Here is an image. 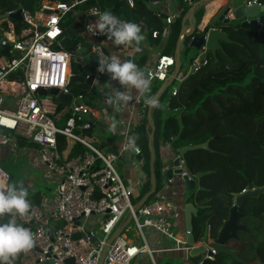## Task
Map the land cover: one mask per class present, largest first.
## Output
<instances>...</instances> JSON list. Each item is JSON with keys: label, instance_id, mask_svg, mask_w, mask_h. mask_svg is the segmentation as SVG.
Listing matches in <instances>:
<instances>
[{"label": "built area", "instance_id": "1", "mask_svg": "<svg viewBox=\"0 0 264 264\" xmlns=\"http://www.w3.org/2000/svg\"><path fill=\"white\" fill-rule=\"evenodd\" d=\"M86 1L88 0L46 2L34 13L20 8L23 10V27L19 34L15 21L11 18L17 10L0 12V129L4 131L0 134V148L8 147L14 142L13 153L22 154L23 148L18 150L16 143V137L19 136L24 142L37 147L36 152L28 150L27 155H34L44 164L48 178H55L57 181V190L52 201L46 197L36 201L32 196L30 199L34 201H31L29 213L16 217L17 223L34 234L36 244L28 252L18 254L13 264H100L108 241L126 221V216L131 219L130 223H134L142 245L129 240L125 229L108 246L102 264H137L144 255L150 258L152 264H157L158 255L174 252L188 254L190 250L187 244V235L190 232L186 231L179 237L174 229V222L180 217L182 205L160 195L161 191L175 183L174 178L167 176L170 158L163 157L161 160V191L137 210L132 201L135 199V190L126 185L117 170L118 159L125 155L132 153L134 156H143L141 161H132V167L136 166V162L142 164L144 161L143 151L136 143L135 132L138 125L133 121V117L135 119L138 114V105L134 103L131 106L132 120L125 121L118 132L120 146L117 157L113 153H104L89 137L83 135L84 131H93L95 116L108 115L106 108L98 111L90 103L89 94L74 95L71 106L62 105L61 110L53 97L38 94L41 89L51 88H57L66 94L71 93L68 85L74 75L72 62L75 56L79 57L82 44L73 48L74 52L56 48L66 35L61 26L63 18ZM257 1L251 0L249 5ZM125 2L131 9L135 7L136 0ZM164 4L163 0H152L148 7L154 10L157 17H163ZM100 13L96 7L83 13L84 34L92 41L94 55L108 59L109 54H105L104 44L106 35L98 32L93 34L89 30V26L95 23ZM175 20L176 16L165 18L168 26ZM152 37L157 39L159 32L154 31ZM194 38L191 37L186 42V38L182 36L183 42L189 44ZM5 47L10 48L9 57L1 54ZM206 52L204 45L198 57L191 62L187 77L195 75L208 65V58L199 61V57ZM123 53L126 58L131 59L136 58L137 54L131 46L123 47ZM156 62V68L147 69L148 77L152 84L164 83L170 77L169 68H174L176 64L175 58L162 55ZM92 74L95 75L93 86L99 85L100 79L107 76V73H99L97 68ZM89 78L90 75L86 76V80ZM170 96L177 97L178 89L173 90ZM110 103L105 100L103 104ZM168 109L170 111L169 105ZM64 120V127H59V123ZM59 136L65 137L70 143L80 144L85 148L84 152L71 158L67 152L61 153ZM129 137L135 139L138 152L128 144ZM161 148L164 152L173 151L171 142H163ZM181 164L185 170L181 177L191 175L185 158H182ZM12 180L11 173L0 165V190L6 189ZM147 180V173L140 176L135 183V189H144ZM147 232L168 239L174 245L152 249ZM202 244L200 239L195 248ZM215 258L216 252L211 250V256L206 254L199 264L214 261ZM183 264L192 263L187 258Z\"/></svg>", "mask_w": 264, "mask_h": 264}, {"label": "trees", "instance_id": "2", "mask_svg": "<svg viewBox=\"0 0 264 264\" xmlns=\"http://www.w3.org/2000/svg\"><path fill=\"white\" fill-rule=\"evenodd\" d=\"M54 1L0 0V12L23 8L34 13L41 8L43 3ZM60 1L69 3L72 0ZM151 1L136 0L135 7L131 9L125 0H88L65 16L61 26L65 34L67 29L77 31V36L71 40V47L76 48L78 44H82L79 56L83 55L84 60L94 57V62L89 64L97 67L98 58L93 53L92 45L87 42L85 35H82L85 27L83 13L93 7L98 8L101 13L106 10L111 11L124 21L138 23L143 35L148 29L152 37L154 31L160 34L163 25L161 18L155 15L154 10L149 9L148 5ZM181 4L183 13L173 27L175 33L173 32L174 36L169 41L171 45L177 42L182 30L183 19L189 11L184 0H181ZM15 24L19 34L23 23L15 21ZM219 26L222 27L217 24L218 28ZM4 29L6 30V26ZM196 36L198 34L194 33L185 41L188 42L191 37ZM230 36L235 43L225 44L224 51L218 52L217 60L210 55L206 67L182 82L178 89V96L171 97L168 102L170 107L168 113L164 110V101L172 90L169 87L159 99L160 106L153 108L152 112L155 125L153 146L157 158L155 163L156 194L163 187L159 143L171 142L173 153L178 154V151L185 146L210 141L211 151H192L185 157L190 174L211 172L200 180V185L207 191L197 196L198 205L206 207L199 209L198 216L193 219V234L197 241L204 234L207 220L210 237L217 238L224 222L229 218L234 204L233 195L243 193L248 187L249 180L256 188L264 187V29L259 38H255L251 30L241 28L232 30ZM156 43L159 42L156 41ZM143 44L144 41L140 45L141 48ZM140 55L137 65L144 69L149 54L144 52ZM163 55H169V52L165 50ZM93 67L91 68L94 70L95 67ZM72 71L73 74H84L83 67L75 62H72ZM160 84L158 82V87L152 95H156ZM68 88L75 96L92 95L95 91L94 86L89 87L77 81H70ZM62 108L63 106L59 105L58 109ZM146 108L148 112L149 106L146 105ZM179 116L183 119L184 130L180 138L175 141L179 133ZM64 125L65 120L59 123L61 128ZM151 131L148 119H145L135 132L136 143L147 158L145 168L148 176L144 193L139 195L136 202H139L151 189L149 152ZM83 135L89 137L90 133H83ZM58 142L60 152H67L69 158L81 154L85 149L80 144L70 143L63 136L58 137ZM156 194L149 201L154 199ZM33 199L37 201L34 196ZM29 200L32 201V199ZM239 213L242 216L238 224L246 230L239 232L238 240L228 245L238 248V256L243 262L244 260L259 261L260 264H264V194L258 198L248 199L239 208ZM205 264L242 263L229 255L221 254L214 261H207Z\"/></svg>", "mask_w": 264, "mask_h": 264}, {"label": "water", "instance_id": "3", "mask_svg": "<svg viewBox=\"0 0 264 264\" xmlns=\"http://www.w3.org/2000/svg\"><path fill=\"white\" fill-rule=\"evenodd\" d=\"M212 0H185V2L190 3L192 5L191 9V17L193 18V13L200 8L206 6ZM249 0H227V3L223 8L218 12L213 19L212 23L210 24L211 28L206 32L198 34L194 40L184 47V51L188 54L191 50H195L197 53L201 52L202 46L205 45L207 52L203 53L199 57V61L202 62L203 60L207 59L209 55H211L214 59L217 60L218 52H223V46L221 42L226 44L235 43L231 40L228 36V32L226 30H236L238 28L251 30L254 34L255 38H259L261 36V31L264 29V0H258L255 4L249 5ZM204 5V6H203ZM203 6V7H202ZM204 11V10H203ZM22 9L17 10L11 18L16 22H22ZM50 13V12H48ZM166 18V15L163 16ZM217 24L222 25L225 29H220L217 27ZM195 26H192V31L186 33V28L183 29L182 35L184 38H188L192 34L195 33ZM203 31V30H202ZM201 31V32H202ZM77 36V31L72 29L66 30V35L56 49H68L71 52H74V49L71 47V40ZM184 42L178 40L177 45V53L175 57L176 64L174 68H169V72L175 71L173 78L168 77V80L164 82L156 93V97L158 99L161 98L162 94L165 92L167 87L173 83V80L177 78L179 74V66H180V58L182 55V46ZM123 49V46L121 45ZM9 47H5L1 54L5 56H10L9 54ZM105 54L108 55L107 50H105ZM131 59V58H127ZM137 63V60L133 58ZM73 62L81 65L83 67L84 74H74L70 81H77L81 83H85L89 87H93V82L95 80V75L93 73V69L82 60V58L75 56ZM157 67V62H155L154 68ZM146 75L148 76V70H145ZM90 78L86 80V76ZM39 96H51L54 99V102L58 105L64 106H71L74 95L69 93L66 94L61 92L57 88H51L48 90H39ZM152 112L153 108L149 107L148 111V124L151 126V134L149 137V152L151 156V165H150V184L151 189L148 193L144 195V197L137 202L135 205V210L144 206L149 199L154 196L157 192V181L155 176V163H156V153L153 146L154 136H155V125L152 121ZM178 124H179V133L177 137L174 139L177 141L183 130H184V122L181 116L178 117ZM89 131H84L83 133H88ZM80 134V133H78ZM197 150H205L211 151L210 148V141H207L203 144H198L194 146H185L178 151L175 158H171L169 160L170 169L167 172V176L169 178H176L180 179V181L185 186V191L182 194L181 202L184 203V212H185V223H186V230L190 232L187 235V244L190 247L188 252L189 260L192 264H199L203 261L204 256L208 254L211 256V250L216 252V257L221 254H226L234 258L236 261L245 264L241 258L238 256V248L231 247L228 243L238 240V233L241 231H245L246 229L242 226H239L238 220L242 216L239 213V208L243 206V204L251 198H258L262 194H264V187L263 188H256L253 186V183L249 180L247 189L241 194H234V204L230 210L229 218L224 222L222 228L219 231L217 238L212 239L209 234V221L207 220L205 223V231L201 238V242L203 243L201 246L195 248L196 242H198L193 234V219L198 216L199 209H205V206H199L197 203V196L201 192L207 191L206 188L200 185V180L209 175L211 172H202L196 175H189V176H182L185 170L181 167V160L185 158L189 152L197 151ZM104 153H113L117 157H119L118 152H114L111 149L104 150ZM123 159L127 166L131 167L132 161L137 160L141 161L143 159L142 155L134 156V154H128L123 156ZM264 159V158H263ZM34 200H32L33 202ZM131 219L128 218L115 232V234L110 238L108 241V246L115 240L116 237L120 236L123 231L129 225ZM208 244L209 246H206ZM108 246L105 248L104 254L102 256L100 264L103 263L104 256L108 249Z\"/></svg>", "mask_w": 264, "mask_h": 264}, {"label": "crops", "instance_id": "4", "mask_svg": "<svg viewBox=\"0 0 264 264\" xmlns=\"http://www.w3.org/2000/svg\"><path fill=\"white\" fill-rule=\"evenodd\" d=\"M165 1V4L162 6L163 10H164V15L166 16H176V20L175 22L168 26L166 24L165 18L164 17H160L162 20V29L161 32L159 34L158 40L154 39L153 37H151L148 29H146L144 36H145V40H144V44L141 48V53H148L149 54V59L148 62L145 66V68L143 69L144 71L147 70L148 68H153L155 65L156 60L163 55V52L166 50L169 52V55H165V56H172V57H176V53H177V45H178V40H180L181 42H183L182 39V31L184 28H186V33H189L192 31V26H195V33L197 34H201L202 33H206L207 31L205 30L206 28H211L210 24L212 23L213 19L215 18L216 14L218 12H220V10L223 8V6H225V4L227 3V0H212L210 1L206 6H202L203 8L197 9L194 13H193V18L191 17V9H192V5L190 3H187V6L189 7V11L188 14L186 15V17H184L183 19V24H182V30L178 36V40L174 45L169 44L171 38L174 36L173 32V27L174 25H176L177 20L181 17L182 15V11H183V7L181 4V0H163ZM251 1V0H249ZM185 2V0H184ZM167 4V5H166ZM210 5H215V8L213 9L214 13H212V15L208 18L206 24H205V18L208 12V8ZM203 12V17L201 18V21L197 22L196 19H198V15L199 12L202 13ZM163 15V16H164ZM200 20V19H199ZM219 28L223 29V27L219 26ZM203 30V31H202ZM202 31V32H201ZM230 32H232V30H228V36L231 39L230 36ZM262 32V31H261ZM175 33V32H174ZM83 36L85 34H82ZM87 40L88 43L91 44V40L90 38H87L86 36H84ZM190 40V39H189ZM232 40V39H231ZM156 41H158L159 43H156ZM106 50L109 54V57L112 54H117L120 55L122 59H127L123 53V49L121 48V45L117 46L114 45L111 41H109L108 39L104 42ZM185 44V42H184ZM226 43L221 42V45L223 46V49H225V45ZM131 49H134V47L131 46ZM224 51V50H223ZM140 52H136V60L138 62L139 57L141 56ZM184 45L182 46V55L180 58V66H179V74L177 76V78H175L173 80V83L178 79L179 81V85L175 86L174 88H172L171 92L175 89H179L180 85L182 84L183 81L186 80L187 76L186 74L188 73V71L183 74L181 76V71H182V56L184 54ZM220 52V51H219ZM197 53V52H196ZM198 53L197 56H195L194 58H192V61L198 57ZM80 58H82V60L88 65L93 67L92 64V60L91 59H86L84 60V56L81 55L79 56ZM91 61V62H90ZM191 61V62H192ZM91 63V64H89ZM95 67V68H94ZM94 70L97 68L96 65L94 66ZM175 74V71L171 72L170 76L171 78H173ZM172 83V84H173ZM163 83L160 84L159 89L161 88ZM99 97H97V103L96 105L92 104V100L90 101V103L98 110H102L103 108H106L108 110V115L107 116H103L102 114H100L99 116H95V121H94V125H93V131L90 133L89 138L91 139V141L94 142L95 146L98 148H101L103 151L104 150H108L111 149L114 152L118 151L119 146H120V139L118 137V132L122 129L123 127V123L127 120H132L131 119V106L136 103L138 105V114L135 116V119L133 117V121L140 126L145 119H147L148 116V112H146V105L144 104V97L141 96L138 99H133L132 101H130V103L126 106V107H119L118 105L113 103V100L110 98L115 91L117 90H124L122 88H120L121 86L119 85L118 81H114L111 80L109 74H107V76L103 77L102 79H100L99 81ZM170 86V85H169ZM168 86V87H169ZM156 87H158V82L157 83H151V93L150 95L153 94L154 90L156 89ZM167 87V89H168ZM159 91V90H158ZM157 91V92H158ZM170 92V94H171ZM133 95H135V93H132ZM170 94L167 95V98L164 101V110L166 113L169 112L168 109V105H169V100H170ZM105 100H109L111 103L108 105H104V101ZM145 107V108H144ZM98 110V111H99ZM149 111V108H148ZM153 121V120H152ZM115 123L116 125V132L115 134L112 133V131L110 130V125ZM137 126V128H138ZM111 131L112 136L111 138H105L104 135L108 132ZM163 142L159 143V155H161V160L164 157H169L174 158L176 156L175 153H173V151H166L164 152V150H162L161 145ZM175 154V155H174ZM126 168H131L127 165H125ZM175 179V183L173 186H171L170 188H166L163 191L160 192L161 197L164 198H169L171 200H173L175 203L181 204L182 205V211L180 214V217L174 222V229L177 233H179V237H182L183 234L187 231L186 230V223H185V212H184V203L183 201L181 202L182 199V194L185 191V186L184 184L180 181V179ZM129 185L130 187L134 188L135 190V199H137L140 195L139 191L135 189V183L137 181L133 179V177H129ZM149 234V237L152 240V249H161V248H166V247H170L171 246V241L168 239H164L158 235H154L151 234L149 232H147ZM129 239V238H128ZM137 240H132L129 239L131 241H134L136 244L137 241H139L138 237L136 238ZM150 243V241H149ZM189 259L188 254H186L185 252H174L172 254H167V255H158L156 256V262L157 264H183L184 263V259ZM166 259V260H164ZM242 260V259H241ZM243 261V260H242ZM246 261V262H245ZM244 262L246 264H260L259 261H247L244 260ZM248 262V263H247ZM137 264H152L150 261V258L147 255L141 256L139 258V260L137 261Z\"/></svg>", "mask_w": 264, "mask_h": 264}, {"label": "clouds", "instance_id": "5", "mask_svg": "<svg viewBox=\"0 0 264 264\" xmlns=\"http://www.w3.org/2000/svg\"><path fill=\"white\" fill-rule=\"evenodd\" d=\"M89 30L93 34L106 35L114 45L133 46L136 52L141 51L140 45L145 40L138 23L124 21L107 10L98 15ZM97 71L109 74L111 80L118 81L120 88L124 89L115 91L110 97L119 107H126L130 101L141 96L144 97V104L150 108L160 106L158 97L150 95L151 79L134 60L122 59L117 54H112L108 59L98 58ZM110 130L115 134V123L110 125ZM128 144L134 151H139L134 138L129 137ZM28 196V188L15 183L0 190V264H13L18 254L28 252L36 244L34 234L16 221L17 216H25L30 211L32 205Z\"/></svg>", "mask_w": 264, "mask_h": 264}, {"label": "rangeland", "instance_id": "6", "mask_svg": "<svg viewBox=\"0 0 264 264\" xmlns=\"http://www.w3.org/2000/svg\"><path fill=\"white\" fill-rule=\"evenodd\" d=\"M167 1V0H166ZM165 2V1H164ZM203 12L198 15V19H196L197 22L201 21V18L203 17ZM200 19V20H199ZM65 37V36H64ZM187 45V43L184 44V47ZM197 56V53L195 50H191L190 53L184 52L182 56V71L181 76L185 74L190 66L192 58ZM94 58V57H93ZM93 58H88L93 61ZM87 59V60H88ZM94 62V61H93ZM179 85L178 79L169 86V89L174 88L175 86ZM95 91L92 93V95H89L90 101L92 100V104L96 105L97 103V97H99V86H94ZM46 98V97H44ZM52 99V98H51ZM4 133L3 130L0 129V134ZM112 133L111 131H108L104 137L105 138H111ZM16 143L18 145V150L23 148L21 151L22 154H15L13 153V146L14 142L5 148H0V165L8 172L12 174L13 180L11 183H15L18 186H23L28 188L29 196L28 199H30L32 196H34L38 201H41L42 197H46L48 200L52 201L57 190V181L54 179L48 178L45 170H44V164L40 162L34 155H27V151L30 150L31 152H36L37 147L34 145H30L26 142H24L19 136L16 137ZM144 150V147H142ZM101 149V148H100ZM144 161L142 162H136L135 167L126 168V163L123 158H119L116 166L117 170L124 179L127 186H130L129 177H133L134 180L138 179L143 174H146V155L144 154ZM161 157V155H160ZM161 159V158H160ZM140 195L144 193V189L139 190ZM135 204H137L136 199L132 200ZM129 217L126 216L125 220H127ZM125 234L127 235V238L132 240H137V232L135 230V225L133 222L129 223L125 230ZM148 242L150 241V246H152V240L149 237V234H146ZM137 245H142V242L140 239H138ZM171 245H174V242L170 243ZM166 260V259H164Z\"/></svg>", "mask_w": 264, "mask_h": 264}, {"label": "bare ground", "instance_id": "7", "mask_svg": "<svg viewBox=\"0 0 264 264\" xmlns=\"http://www.w3.org/2000/svg\"><path fill=\"white\" fill-rule=\"evenodd\" d=\"M215 8V5H210L209 8H208V12H207V15H206V18H205V24L208 20V18L212 15V13H214L213 9Z\"/></svg>", "mask_w": 264, "mask_h": 264}]
</instances>
